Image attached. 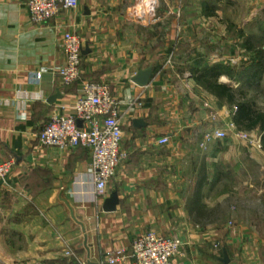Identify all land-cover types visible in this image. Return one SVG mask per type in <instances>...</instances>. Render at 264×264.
<instances>
[{
	"label": "crops",
	"instance_id": "crops-1",
	"mask_svg": "<svg viewBox=\"0 0 264 264\" xmlns=\"http://www.w3.org/2000/svg\"><path fill=\"white\" fill-rule=\"evenodd\" d=\"M27 1L0 0V157L13 161L0 179V264H103L147 232L181 238L182 254L171 264H264V177L255 173L262 132L235 124L240 82L226 70L264 56V0L203 6L208 17L240 27L246 37H220L219 54L209 61L206 48L188 80L175 69L188 51L147 49L130 31L131 0H79L76 9L43 24L31 22ZM192 4L164 1L170 18L154 25H169L165 43L186 42L173 15ZM68 31L81 36L84 52L80 79L66 86L58 67ZM214 65H220L217 84L232 86L235 102L213 92L208 75L197 80ZM147 68L150 83L136 84ZM88 82L108 84L120 103L121 149L128 157L108 184V196L117 191L120 199L113 212L103 210L108 196L96 197L89 148L39 141L51 116L72 108ZM137 119L146 124L137 126ZM217 131L227 137L217 138ZM164 137L169 141L161 144Z\"/></svg>",
	"mask_w": 264,
	"mask_h": 264
},
{
	"label": "built area",
	"instance_id": "built-area-1",
	"mask_svg": "<svg viewBox=\"0 0 264 264\" xmlns=\"http://www.w3.org/2000/svg\"><path fill=\"white\" fill-rule=\"evenodd\" d=\"M79 0H28L29 17L34 24H43L66 9H76ZM62 48L64 64L58 72L64 85L69 86L81 77L84 43L76 31L64 34ZM42 73H36L40 80ZM69 110V111H68ZM82 121V126L78 125ZM215 136L225 139V131H217ZM123 129L120 103L114 97L111 87L105 83L88 82L83 94L72 108L62 107L55 112L40 133V144L72 150L83 146L92 151V176L95 193L99 199L108 196V184L116 174L117 168L128 154L121 149ZM169 141L160 139L161 144ZM13 161L0 157V179L10 174ZM183 241L178 236L159 235L147 232L136 238L129 249L118 248L108 254L103 264H171V260L182 254Z\"/></svg>",
	"mask_w": 264,
	"mask_h": 264
},
{
	"label": "rangeland",
	"instance_id": "rangeland-1",
	"mask_svg": "<svg viewBox=\"0 0 264 264\" xmlns=\"http://www.w3.org/2000/svg\"><path fill=\"white\" fill-rule=\"evenodd\" d=\"M153 1L154 0H131L129 2V10L131 15V25H129L130 31L141 35V37L143 38L142 43L146 46L147 49L154 46L153 48L155 49H162V52L168 50L170 52L172 49H176L177 47V52L181 50L183 56L185 52L188 51L186 54L187 56L184 58L180 56L181 59H178V64L175 65L176 71L185 72L184 74H182V76L184 75V80H188L196 75V73L194 72V68H196V66L200 67L203 63L202 54L205 55L206 48H208L207 50H209V61L212 60L210 58L213 57V55L215 56L219 54L218 49H220V47L222 46V40L220 37H223L224 35H244L243 32L241 33L239 31L240 27L223 25V23H221L217 19V16L208 17L206 15V10L204 11L202 9L203 6H206L207 4L216 5V0H192L193 4L191 9H188L186 12L184 11V9H181L177 11L176 15H173L181 22V26H179L178 32L187 36L186 42L184 41L181 44H173L168 42L165 43L164 39L166 36H169L170 27L168 24H163L162 26L154 25V19L162 18L163 22H165L170 18V11L169 9L165 8V0H155V9L153 7ZM187 1L190 2L191 0ZM177 2L180 4V7L181 3H185L186 0H177ZM223 55L224 54L222 53L220 54V56ZM169 58L171 57L168 56L167 60H169ZM254 60H259L264 64V56L262 55L259 56L258 59ZM247 62H249L248 59H241V65L239 66V69L237 68L238 66L232 67L231 65H227L226 70L231 76H235L238 82H240V84L236 87L240 96L239 103L245 101L253 102L256 108L259 109V111L264 115V75L260 86L257 88H248L241 85L242 80L245 79L244 74L250 67L247 66ZM229 84H232L234 86L232 82H229ZM185 93L187 94V96L189 95L188 90H186ZM186 101L187 103H189V106L192 105V102H190L191 100L187 98ZM257 131L262 132V138L258 139V146H264L263 130L258 127ZM229 134L230 136L233 135L231 130ZM239 155L240 154H238V156ZM257 163L258 167L255 173H257L259 179H262L264 177V169H262L264 165V148L261 152H258ZM244 172L245 170L241 171V176H243ZM246 173L249 174L248 169H246ZM261 204L264 207V203ZM262 220L264 221V219H259V221Z\"/></svg>",
	"mask_w": 264,
	"mask_h": 264
},
{
	"label": "trees",
	"instance_id": "trees-1",
	"mask_svg": "<svg viewBox=\"0 0 264 264\" xmlns=\"http://www.w3.org/2000/svg\"><path fill=\"white\" fill-rule=\"evenodd\" d=\"M220 65H214L209 69L210 74L200 73L197 75L198 81H203L204 76H209L212 80L209 83L210 89L215 92L220 98H225L229 102H235L236 94L233 87L227 84H217V78L220 75ZM245 79L242 80L241 85L243 87L254 88L259 87L264 75V64L259 61L253 66H250L247 72L244 74ZM239 78V77H237ZM235 124L242 129L251 130L256 127H260L263 130L264 141V115L256 108L255 104L250 101L240 102L238 104V110L234 118Z\"/></svg>",
	"mask_w": 264,
	"mask_h": 264
},
{
	"label": "water",
	"instance_id": "water-1",
	"mask_svg": "<svg viewBox=\"0 0 264 264\" xmlns=\"http://www.w3.org/2000/svg\"><path fill=\"white\" fill-rule=\"evenodd\" d=\"M152 75H153V69L152 68L143 69L134 77L133 81L140 86H146L150 83ZM57 97H61L59 92L55 96H53V100H55ZM135 124L137 126H143L146 123L142 119H137V120H135ZM78 125L82 126V121H78ZM119 203H120L119 194L117 191H113L104 200L103 210L105 212H113V211L117 210ZM223 261L225 263L229 262L227 254H226L225 258L223 259Z\"/></svg>",
	"mask_w": 264,
	"mask_h": 264
}]
</instances>
